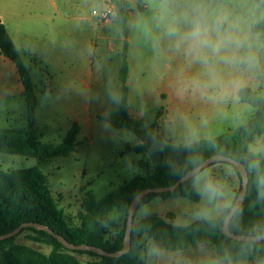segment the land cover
Segmentation results:
<instances>
[{
	"label": "clouds",
	"instance_id": "clouds-1",
	"mask_svg": "<svg viewBox=\"0 0 264 264\" xmlns=\"http://www.w3.org/2000/svg\"><path fill=\"white\" fill-rule=\"evenodd\" d=\"M131 7L125 27L134 48L150 54L151 83L133 100L109 81L100 128L114 147L132 149L122 158L129 172L139 173L140 161L151 171H165V210L174 213L170 227L178 237L173 242L167 230L153 231L151 223H143L158 214L155 205L163 198L141 199L132 212L134 230H142L140 259L143 264H264L259 255L264 216L244 224L231 183L234 167L221 174L205 156L220 150L214 125L227 121L233 128L246 127L256 104L264 103V0H134ZM129 109L140 121L139 133L111 123L114 112ZM240 159L256 188L252 206L264 210V136L245 142ZM121 213L113 211L117 222ZM236 231L245 234L239 246L228 242ZM221 234L213 244L211 238Z\"/></svg>",
	"mask_w": 264,
	"mask_h": 264
},
{
	"label": "rangeland",
	"instance_id": "rangeland-1",
	"mask_svg": "<svg viewBox=\"0 0 264 264\" xmlns=\"http://www.w3.org/2000/svg\"><path fill=\"white\" fill-rule=\"evenodd\" d=\"M75 1H79V9L82 10L84 19L83 21L76 19L77 12L69 8L67 19L61 26L57 23L53 27L50 43L51 56L47 62H43V67L48 72L43 67L35 68V65L30 68L26 59L21 57L35 85L37 106L32 128L38 139L43 143L58 144L63 140L72 123L76 122L80 132L76 138L75 150L67 156L54 157L40 164L36 157L0 153L1 172L39 167L40 173L46 179L50 196L61 212L64 222L70 226H79L83 221L89 220L84 200L89 197L100 200L113 190L130 182L134 177L146 175L151 171L148 163L140 161L141 171L129 172L122 163V158L126 153H130L128 149L131 148L127 145L123 147V150L114 147L100 128L107 111V105L103 103L105 88L109 81L119 84L122 26L117 19L115 7L107 0ZM130 2L132 5L134 0ZM131 5L130 16L133 12ZM94 11L107 12L106 19L101 20L93 13ZM54 17L52 13V18ZM65 50L68 52L67 59L63 56ZM149 55L148 53L141 55L134 48L129 35L127 53L129 67L126 85L128 97L133 100L136 99L138 91L144 90L146 93L151 83L152 69L148 63ZM38 68L45 73L40 85ZM160 100H167L163 92L160 94ZM0 104L1 129L13 131L28 129L24 101L13 99ZM163 111L164 107L161 106L156 111V115L159 116ZM254 113L250 115L248 121ZM118 115V112L112 114L111 123L117 122ZM128 115L137 120L133 110L129 109ZM214 128H219L218 136L226 132L234 134L236 130L227 121L214 125ZM216 165L219 166L217 170L221 174L229 166L226 163ZM231 183L237 194L240 181L236 173L231 178ZM155 207L158 214L152 217L157 216L164 221L168 220L170 224V218L174 213L172 210H165L168 208L167 198H163V201ZM113 211L107 216L109 222L102 223L103 239L114 238L123 229L127 213L122 210L120 220L117 222ZM136 223L137 220L134 217L133 229ZM143 223H151L153 230L156 228L150 220ZM134 234L133 246L141 254L142 230L140 232L134 230ZM32 237L33 233L23 231L6 248L5 254H11L9 257L11 262H18L26 257L19 249L22 246L45 256L49 255L50 246L34 242L31 240ZM259 255H264V249H261ZM69 257H73L80 264H95L99 261L96 257L64 251L58 257V264H73Z\"/></svg>",
	"mask_w": 264,
	"mask_h": 264
},
{
	"label": "trees",
	"instance_id": "trees-1",
	"mask_svg": "<svg viewBox=\"0 0 264 264\" xmlns=\"http://www.w3.org/2000/svg\"><path fill=\"white\" fill-rule=\"evenodd\" d=\"M107 1L115 7L117 18L122 26L119 84L125 96L128 97L126 83L128 79L129 67L127 60L129 33L125 27V22L127 18L130 17L131 2L130 0ZM0 56H4L10 60L17 69L23 89L22 96L24 99L28 125V129L22 131H13L9 129L5 130L0 128V153L36 157L40 164L48 159L67 156L73 152L75 150L76 138L80 132V127L76 122L72 123L70 129L66 132L65 137L58 144L41 142L34 132L32 127L35 121V111L37 106L35 85L31 81L29 69L23 63L21 56L15 49L9 34L1 21ZM48 77L51 79L49 73ZM256 109L257 110L248 121L246 127L236 128L234 134L226 132L218 136L220 150L217 152L206 151L205 156L209 158L216 154H223L233 158L234 160L240 161L246 167L243 160L240 159L245 142L251 141L253 138L259 137L264 133V103L258 102L256 104ZM118 113L117 122L112 123L114 128L134 129L139 133L140 121L130 118L128 111H119ZM131 151L132 149H128V152ZM141 151V149H135L137 154ZM235 173L237 174L236 170ZM248 177V189L245 200L242 204L244 209L243 222L245 225H248L255 219H259L261 216H264V210H261L258 206H252L253 201H255L256 198V188L249 173ZM163 186H169V177L162 168H157L156 171H150V173L143 176H136L130 182L118 187L100 200H94L91 197L84 200V207L87 210V217L89 220L83 221L79 226H70L64 222L61 212L58 210L55 201L50 196L46 179L40 173L38 166L26 170H13L7 172L0 171V235L12 231L22 223L37 222L48 226L54 233L63 236L66 240L75 245H94L107 252H115L122 248L126 219L123 223V229H121L116 237L103 239L102 223L109 222L107 217L108 214L117 208H120L127 213L131 201L139 191L145 188ZM155 196L168 198L169 192L159 194L150 193L144 196L142 200L148 201ZM150 221L156 225V228L153 231L163 232L164 230H167V238L173 242L178 239V237L172 232L170 224L166 223L160 217L154 216L150 218ZM23 231L33 233V237L31 238L32 241L50 246L51 251L49 255L45 256L38 251L22 246L19 249L21 254L26 257L21 261L11 262L9 259L11 254H5L6 248L12 244L14 239L18 236L17 235L10 239L0 241V264H58V257L60 253L64 251L73 254L96 257L99 261L95 264H142L140 253L133 246L135 239L133 227L129 252L115 258L99 256L89 251L68 250L52 235H49L45 231L32 228H27ZM233 233L244 234L241 231ZM222 237L223 234L212 237L211 241L215 244ZM185 239L191 242L193 237L187 236ZM228 242L237 246L244 243L231 239H228ZM69 258L73 261V264H80L73 257Z\"/></svg>",
	"mask_w": 264,
	"mask_h": 264
},
{
	"label": "crops",
	"instance_id": "crops-1",
	"mask_svg": "<svg viewBox=\"0 0 264 264\" xmlns=\"http://www.w3.org/2000/svg\"><path fill=\"white\" fill-rule=\"evenodd\" d=\"M78 2L75 0H0V21L6 28L15 49L22 58L26 59L30 68L33 67L32 65H35V68L37 66L41 68L43 62L48 61L52 49L51 30L57 23L61 26L67 19L69 8L77 12L76 19L83 21V12L79 9ZM64 53L63 56L67 59L68 52L65 50ZM39 73L40 85L45 73L42 69H39ZM22 90L15 65L6 57L0 56V103L10 102L13 99L24 101Z\"/></svg>",
	"mask_w": 264,
	"mask_h": 264
},
{
	"label": "water",
	"instance_id": "water-1",
	"mask_svg": "<svg viewBox=\"0 0 264 264\" xmlns=\"http://www.w3.org/2000/svg\"><path fill=\"white\" fill-rule=\"evenodd\" d=\"M209 159L213 160L214 163H227V164H229L235 168V170H236V172L240 178V190L237 194V197L240 199V202L242 205L244 200H245V197H246V193H247V189H248V180H249L246 167L240 161L234 160L233 158L226 156V155H223V154L213 155V156L209 157ZM168 187L169 186L156 187V188H145V189L139 191L135 195V197L131 201V203L128 207V211H127L125 231H124V236H123V240H122V248L120 250L115 251V252H107L104 249L96 247L94 245H88V244L75 245L73 243H70L63 236L54 233L48 226L43 225L41 223H37V222L22 223L20 226L13 229L12 231L0 235V241L10 239L12 237L19 235L24 229L32 228V229H36V230H40V231H45L49 235H52L66 249L71 250V251H89V252L94 253L96 255L103 256V257H110V258L120 257L122 255L127 254L130 250L131 232H132L133 221H134V215H132V212L137 209V204L139 203V201L144 196H146L150 193H155V194L166 193V192H168ZM244 236H245V234L232 233V235H231V237H229V239L244 242Z\"/></svg>",
	"mask_w": 264,
	"mask_h": 264
},
{
	"label": "built area",
	"instance_id": "built-area-1",
	"mask_svg": "<svg viewBox=\"0 0 264 264\" xmlns=\"http://www.w3.org/2000/svg\"><path fill=\"white\" fill-rule=\"evenodd\" d=\"M95 15H97L101 20H104L106 19V15H107V12H100V13H97L96 11L93 12ZM107 21V20H106Z\"/></svg>",
	"mask_w": 264,
	"mask_h": 264
}]
</instances>
